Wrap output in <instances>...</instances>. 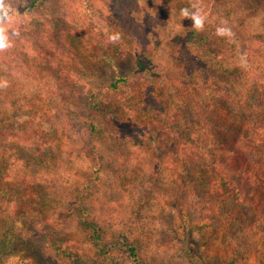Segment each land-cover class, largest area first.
Here are the masks:
<instances>
[{
    "label": "rangeland",
    "instance_id": "rangeland-1",
    "mask_svg": "<svg viewBox=\"0 0 264 264\" xmlns=\"http://www.w3.org/2000/svg\"><path fill=\"white\" fill-rule=\"evenodd\" d=\"M90 1L129 36V52L119 54L117 64L106 58L103 64L80 63L85 52L108 57L95 46L77 54L67 50L68 0H43L36 8L12 0L10 27L21 35L0 52V79L8 81L0 89L6 107H0V152L10 164L3 182L21 193L13 201L0 195V264H132L128 246L148 264H264L253 218L233 191L209 185L206 154L215 138L205 127L214 108L245 130L241 145L264 149V100L260 93L246 95L249 46L259 43L264 50V2L206 0L205 29L196 32L190 18L180 17L188 7L180 0H138L126 12L112 0ZM221 21L235 34L226 43L215 32ZM63 48L69 56L64 51L62 57ZM179 48L193 56L190 64L177 59ZM140 53L151 60L145 71L135 66ZM47 56L63 60L66 71L76 70V95L82 99L81 90L94 89L99 105H72V116L61 110V81L35 67ZM116 75L128 81L112 93ZM147 86L162 103L155 108L160 122L148 135L141 132L145 124L131 117L115 120L111 106L147 97ZM88 117L101 126L99 133L87 132ZM26 118L38 130L63 128L61 145L39 148L16 138L18 122ZM131 130L136 134L129 136ZM84 219L97 225L105 246L93 241Z\"/></svg>",
    "mask_w": 264,
    "mask_h": 264
},
{
    "label": "trees",
    "instance_id": "trees-1",
    "mask_svg": "<svg viewBox=\"0 0 264 264\" xmlns=\"http://www.w3.org/2000/svg\"><path fill=\"white\" fill-rule=\"evenodd\" d=\"M27 6L30 8L38 7L43 0H26ZM70 3L69 20L71 29L65 32L66 37L69 38V43L65 47L72 54H77L81 49L86 50H96L94 46L99 49V52H106L107 56H97L84 54L79 55L80 63L86 61L87 63H104L103 58L106 61L117 64L123 58L118 55L123 56L126 52H129L127 48L128 35L123 34V29L121 24L115 19L103 18L96 7L92 4L90 0H68ZM113 3L123 12H126L129 7L137 4L138 0H112ZM184 4L190 5L191 0H180ZM264 2V0H262ZM201 6L206 9V0H201ZM113 33L120 34V39L116 43H112L109 40V35ZM123 34V35H122ZM196 32H190L188 38L194 39ZM122 35V36H121ZM131 38V36H130ZM205 41L208 42L210 37L204 36ZM132 39V38H131ZM218 40L220 43L225 42V38ZM179 44H183L185 40L182 37L177 38ZM229 45V44H227ZM233 45H230V49H233ZM66 48L61 49L65 57L68 54ZM118 53V54H115ZM235 53V52H233ZM177 59L184 65L190 64L193 56L183 52V49L179 48L176 52ZM69 56V54H68ZM248 61L250 63L251 80L246 89V95H252L255 93H260L261 98L264 100V92L261 88L264 87V50L259 48V43H253L249 46V52H247ZM72 59V58H71ZM44 60V61H43ZM44 64H36V70L42 66L44 69L40 71L44 73L49 78L54 76L56 81L59 79L61 81V91L62 95L60 108L65 111L68 116H72L73 110L72 105H81L82 103H88L91 107L92 105H99V100L97 92L93 89L89 92L86 90H81L84 92V97L77 96L78 91L75 87L76 83V70L66 71L65 67L62 65L63 60L52 59L51 57L43 58ZM150 57H144L140 53L139 56L135 58V66L139 71H145L150 65ZM78 63V62H77ZM106 64V63H105ZM70 67V66H69ZM62 69H65L62 71ZM63 72V73H62ZM115 80L109 85V89L112 93H118L126 85L128 81L124 76H115ZM147 97L144 95H139L134 102L133 99L129 98L130 105H123L122 100H115L111 103L114 109V119L121 120V123L125 120H130V117L134 119L135 123H143L144 127L141 128L143 134L148 135L153 130V127L158 124L159 120H156V105H162L159 102V98L155 95L153 89H145ZM159 104H158V103ZM0 107L5 111L4 102H0ZM6 108V107H5ZM209 116L205 118V127L210 132L215 140L213 144L207 150V179L209 185L212 189L217 191H222L224 189H229L235 193L238 201L242 204L245 212L249 214L253 219L251 222V227L254 228L261 237V241L264 242V165L262 162L264 158V149L261 152L257 151L251 144L247 145L240 144L241 134L245 130L239 128V124L235 121L233 117L225 118L215 111L213 108L211 111L207 112ZM33 119L26 118L18 122L19 132H14L16 138L24 139L25 142L30 140L34 141L37 147L42 148L47 146L51 148L53 146H60L63 137L60 130L63 128H57L51 132H46L44 129H37ZM157 123H156V122ZM160 122V121H159ZM86 130L89 134H97L101 130V126L97 121L92 118H86L84 121ZM147 125V126H146ZM138 128V127H137ZM123 129L127 130V126ZM137 130H131L128 132L129 136L133 135ZM264 148V147H262ZM1 151V150H0ZM10 171V164L8 158L5 154L0 152V195H5L11 198L13 201L16 199V195L19 197L21 193L17 187H11L3 182L6 174ZM185 215V214H184ZM187 222H190V216L185 217ZM83 225L87 230L91 232V237L95 243H99L100 246H105V241L101 236V232L97 228V225L90 219H84ZM104 243V244H101ZM231 252L234 250V246L231 243ZM129 258L132 264H148L144 255L134 246H128ZM235 251V250H234ZM234 255V252H232Z\"/></svg>",
    "mask_w": 264,
    "mask_h": 264
},
{
    "label": "clouds",
    "instance_id": "clouds-1",
    "mask_svg": "<svg viewBox=\"0 0 264 264\" xmlns=\"http://www.w3.org/2000/svg\"><path fill=\"white\" fill-rule=\"evenodd\" d=\"M16 9H14L12 0H0V52L7 51L14 47V41L21 34L16 29L10 27L14 23ZM180 17L184 20L190 18L192 20V29L196 32H203L207 22V16L204 14V9L201 6V0H191L188 7L180 9ZM216 35L228 40L234 39V32L230 26L221 21L220 25L215 29ZM109 40L112 43L119 41L118 33L109 35ZM8 81L0 79V89L6 88Z\"/></svg>",
    "mask_w": 264,
    "mask_h": 264
}]
</instances>
